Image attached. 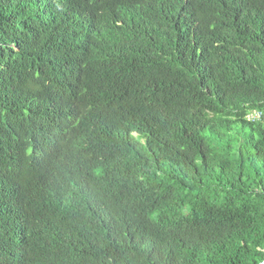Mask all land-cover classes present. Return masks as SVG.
Masks as SVG:
<instances>
[{
	"label": "trees",
	"instance_id": "trees-1",
	"mask_svg": "<svg viewBox=\"0 0 264 264\" xmlns=\"http://www.w3.org/2000/svg\"><path fill=\"white\" fill-rule=\"evenodd\" d=\"M0 264H264V0H0Z\"/></svg>",
	"mask_w": 264,
	"mask_h": 264
}]
</instances>
